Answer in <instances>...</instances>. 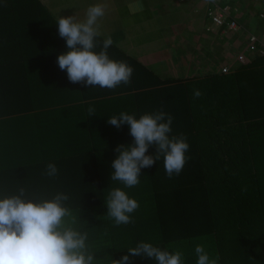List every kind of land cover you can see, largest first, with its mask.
Returning a JSON list of instances; mask_svg holds the SVG:
<instances>
[{"label": "trees", "instance_id": "trees-1", "mask_svg": "<svg viewBox=\"0 0 264 264\" xmlns=\"http://www.w3.org/2000/svg\"><path fill=\"white\" fill-rule=\"evenodd\" d=\"M44 3L0 0V264H264V54L161 78Z\"/></svg>", "mask_w": 264, "mask_h": 264}, {"label": "crops", "instance_id": "crops-1", "mask_svg": "<svg viewBox=\"0 0 264 264\" xmlns=\"http://www.w3.org/2000/svg\"><path fill=\"white\" fill-rule=\"evenodd\" d=\"M60 2L65 7L54 17L103 33L104 37L110 38L108 41L140 61L142 57L149 59L154 54L160 59L162 51L171 46L175 57L183 61L181 54H187L188 46L197 43L203 47L207 43V34L218 32V28H213L203 16L204 0H92L89 2L92 7L78 5V10L66 6L65 0ZM247 13L245 5L234 14L246 22L252 19ZM203 18L204 24L201 23ZM146 64L150 65L151 61Z\"/></svg>", "mask_w": 264, "mask_h": 264}, {"label": "rangeland", "instance_id": "rangeland-1", "mask_svg": "<svg viewBox=\"0 0 264 264\" xmlns=\"http://www.w3.org/2000/svg\"><path fill=\"white\" fill-rule=\"evenodd\" d=\"M75 1L76 0L74 1L65 0V2L67 3L66 6H69L70 4V7L76 8L77 10H78V5L82 6L85 4V6L88 5L89 8L92 7L91 3H89L92 0H84V1H77V2ZM241 1H244V2L242 3ZM56 2H58V0H53V5L51 7H49L46 3H44V5L50 10L52 15H55V16H56L55 14L56 13ZM232 3L236 5L237 7L242 6V5L243 7L245 5L247 6V9H248L247 16L252 17V19L250 18L251 20H247L245 22V24H247L246 28L248 30H243V31L238 30L237 32L225 31L224 33H221V30L219 27L217 29L218 32L215 33L213 31L207 34V41H206L207 43L206 45H203V47H200V45H198L197 43L195 46L192 44L190 45V47L188 46V49H187L188 51L186 53L189 54L190 56L187 54H181L183 61H180L178 57H175L177 55L175 54V51L172 50L173 49L172 46H171V49L168 48L166 49V51L163 50L164 51V52L162 51L163 54L161 52L159 53L160 55L162 54L160 59H158L157 56L154 54L155 57L152 56V57H149V59L142 57L141 60L145 64L146 62L151 61V64L149 65V67L152 69L154 73H156L161 78H172V77L174 78L177 75L181 76V78L186 77L187 75L203 76L207 72L213 71V69L221 68L224 65V63L234 64L233 54H235L236 52H242V50L244 49L243 48L244 44L238 43V45L235 46L234 50L231 48L229 50H226L227 49L226 46L228 43L229 44L232 43L230 41L232 38L237 37V36L241 37V34L244 40L246 35L250 31H257L260 33V29L257 28L260 25L258 22L264 23V19L262 20V19L253 18V17H256L257 9H258L257 7H259L258 6L259 4H264V0H233ZM42 17L44 18V16ZM255 19H258V20L256 21ZM205 20L208 22V24H211V21H209V19L206 18ZM205 20L203 18V20H201V23L204 24ZM106 39L109 40L110 38H106ZM191 41L195 42V40H191ZM226 52L228 53L227 55L225 54ZM222 54H223V59H221L222 61L219 62L218 56L219 55L222 56ZM229 56L231 59L229 58ZM227 60H229L230 62H226ZM237 65H239V63L236 62L234 64V67ZM187 68H189V70ZM229 68H232V66H229Z\"/></svg>", "mask_w": 264, "mask_h": 264}, {"label": "built area", "instance_id": "built-area-1", "mask_svg": "<svg viewBox=\"0 0 264 264\" xmlns=\"http://www.w3.org/2000/svg\"><path fill=\"white\" fill-rule=\"evenodd\" d=\"M204 12L205 16L211 21L213 24V28H219L221 33L225 31H237L240 29V23L238 19L231 13L232 9L236 10L237 6L230 3L231 0H204ZM264 34V30H263ZM261 42L258 39L257 35L251 33L248 37V42L246 45V49L242 52H239L235 58L237 61L244 63L249 60L248 51H254L258 49L263 52V48H260ZM222 71H228L229 65L224 64L222 66Z\"/></svg>", "mask_w": 264, "mask_h": 264}, {"label": "clouds", "instance_id": "clouds-1", "mask_svg": "<svg viewBox=\"0 0 264 264\" xmlns=\"http://www.w3.org/2000/svg\"><path fill=\"white\" fill-rule=\"evenodd\" d=\"M234 5V4H233ZM236 6V5H235ZM237 10H238V7H237V9L236 10H233L232 9V14L238 19V22L240 23V29H238L239 31H243V30H248L247 28H243L242 27V23H241V21L239 20V18H238V16H236L234 13H236L237 12ZM205 15V12H204V14H203V16ZM205 17V19L207 18L206 16H204ZM208 19V18H207ZM210 21V20H209ZM210 25H213L212 23L210 24ZM237 30V31H238ZM264 30V29H263ZM237 31H235V32H237ZM238 33H240V32H238ZM251 33H254V34H256L257 35V37H258V39L260 40V42H261V45H260V48H263V52H261V51H259L258 49H255L254 51V53H252L253 51H250V53H249V51H248V56H249V60L248 61H250L251 59H252V57L254 56V54H264V34H263V31L261 32L260 31V33L259 32H257V31H250L247 35H246V37H245V39L243 40V38H242V34H241V43H243L244 45H243V50H245L246 49V45H247V42H248V37H249V35L251 34ZM242 50V51H243ZM239 52H236L235 54H233V52H232V54L234 55V64L237 62V63H239V64H243V63H241V62H239V61H237L236 60V58H235V56L238 54ZM217 58V57H216ZM230 58V57H229ZM231 59V58H230ZM222 61V60H221ZM248 61H246V62H248ZM226 62H230L229 60H227ZM245 63V62H244ZM224 64H228L229 66H232V68H229V70L228 71H222V67L221 68H218V70H219V72H222V73H225V72H230V71H232L233 70V67H234V64H229V63H224Z\"/></svg>", "mask_w": 264, "mask_h": 264}]
</instances>
